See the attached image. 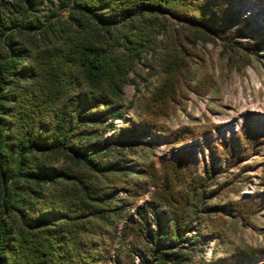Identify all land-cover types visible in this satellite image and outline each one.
<instances>
[{
    "label": "trees",
    "instance_id": "obj_1",
    "mask_svg": "<svg viewBox=\"0 0 264 264\" xmlns=\"http://www.w3.org/2000/svg\"><path fill=\"white\" fill-rule=\"evenodd\" d=\"M253 33L231 0H0V264H137V244L116 246L115 223L120 202L150 186L149 205L123 231L145 242L142 264L256 258L253 248L212 260L206 253L224 236L221 219H247L257 197L208 203V177L196 173L188 152L164 160L162 172L140 163L142 180L131 177L125 158L145 134L163 133L159 119L184 91L197 90L189 61L198 41H219L241 56L259 46L243 41ZM142 64L160 77L145 100L148 118L118 127L124 88ZM190 133L170 137L180 143ZM262 145L264 134L248 123L216 159L237 166ZM119 190L127 196L117 202ZM221 191L214 190L223 198Z\"/></svg>",
    "mask_w": 264,
    "mask_h": 264
},
{
    "label": "rangeland",
    "instance_id": "obj_2",
    "mask_svg": "<svg viewBox=\"0 0 264 264\" xmlns=\"http://www.w3.org/2000/svg\"><path fill=\"white\" fill-rule=\"evenodd\" d=\"M231 1L240 16L256 27L258 33H253L251 38L244 37L243 41L258 42L257 49L249 54L243 52L240 56L226 51L219 41H198L196 47L190 49L194 55L189 61L196 78L193 86L197 90L184 91L185 97L180 98L181 102L175 103L167 117L159 119L165 126V132L145 134L136 152H127L125 158L131 168L128 171L133 172L131 177L142 180L145 177L140 163L154 164L162 172L164 160L178 158L183 152H188L196 162V173L208 177V203L213 204L217 200L241 202L257 197L247 219L232 215L221 219L225 225L222 228L224 236L210 240L206 258L212 260L216 252V258H219L240 248H253L260 252L248 264H264V145L256 147L237 166L228 167L225 158L216 159L225 142L230 147L236 144L241 130L248 123L264 134V0ZM146 61L150 62L149 59ZM155 71L150 64H142L130 74L124 88V117L115 121L118 127L129 120L148 118L145 100L160 79ZM184 129L191 132L184 141L176 143L171 139V133ZM114 132L109 130L107 136L111 137ZM215 144L216 152L212 150ZM217 188H222L223 198L214 192ZM154 190V186L148 187L125 205L120 202L127 196L125 190L113 195L120 202L119 207L124 208L122 218L115 223L116 246L126 250L137 244V264H142L145 242L138 241L133 232L125 237L123 231L140 219L139 209L149 205ZM151 225L156 231L160 221L153 219ZM191 232H196L194 225Z\"/></svg>",
    "mask_w": 264,
    "mask_h": 264
}]
</instances>
